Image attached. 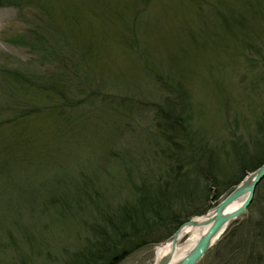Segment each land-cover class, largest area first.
I'll list each match as a JSON object with an SVG mask.
<instances>
[{
  "label": "rangeland",
  "instance_id": "rangeland-1",
  "mask_svg": "<svg viewBox=\"0 0 264 264\" xmlns=\"http://www.w3.org/2000/svg\"><path fill=\"white\" fill-rule=\"evenodd\" d=\"M263 54L264 0L1 5L0 264H66L92 239L91 226L117 222L122 206L160 183H173L169 204L182 222L212 208L241 175L235 157L261 149ZM155 71L182 81L189 129L220 161L216 183L190 172L175 188V170L188 166L165 158L155 108L166 94ZM58 74L71 78L66 98L97 97L66 108L70 120L57 117L61 101L39 86ZM254 190L196 264H264V178ZM172 225L119 264H153V246Z\"/></svg>",
  "mask_w": 264,
  "mask_h": 264
},
{
  "label": "trees",
  "instance_id": "trees-1",
  "mask_svg": "<svg viewBox=\"0 0 264 264\" xmlns=\"http://www.w3.org/2000/svg\"><path fill=\"white\" fill-rule=\"evenodd\" d=\"M32 0H0L1 5H20L22 2L27 3ZM243 27V25H242ZM87 52V51H84ZM262 66H264V54L261 58ZM256 67V63L250 62L248 66ZM155 76L161 88L165 91V99L163 104L156 106V126L160 130L163 140L168 146L167 155L165 158L171 159L173 165L177 168L184 165L188 166L182 169V173L176 172V177H173L175 188H180L183 185L184 178L189 179L188 173L194 177H203V179L212 184L216 183V170L220 161L217 158L215 149L210 147L205 141H201L189 129V97H186V90L182 86V81L173 75H165L155 71ZM168 77V79H166ZM71 78H63L60 74L55 77H49V81L45 85H40L44 91H49L54 94L56 101L61 103L55 104V114L61 120H70L65 114V110L76 108L84 101L91 104L94 102L91 97L97 99L95 95L86 94L80 100L70 98L68 94L67 81ZM86 81V77H83ZM257 80L263 84L264 92V70L257 75ZM77 87V84H76ZM78 91L82 88L78 87ZM88 96V97H87ZM63 103V104H62ZM261 116L255 121L262 123L264 120V106L261 109ZM158 117V118H157ZM17 119L21 117L17 116ZM16 119V121H17ZM60 120V122H62ZM20 121V120H19ZM17 121V123L19 122ZM236 122V121H235ZM236 124V123H235ZM264 124V123H263ZM256 132H261L260 137H256L255 146H259L260 152H255L252 155L243 153L235 157L236 165L239 166L241 175L238 179L226 182L227 185H235L240 181L244 174L249 170H254L256 166L264 162V145L260 146L259 140L264 137V128L256 129ZM232 143L234 150H238L237 140L233 139ZM236 146V147H235ZM169 151V152H168ZM249 154V153H248ZM246 155V156H245ZM182 166V167H184ZM181 171V170H180ZM185 179V180H186ZM225 180L227 178H224ZM173 183L164 186L159 184L150 194L141 192L138 201L122 206L118 221L114 222L108 219L106 227L91 226L92 239L87 240V244L83 250L77 254L70 256L64 263L66 264H119L130 252L140 248V246L159 241L158 238H153L151 234L160 229L166 223H173V228L178 227L182 221L177 219L176 213H172L171 205L169 204L170 194L168 189ZM173 188V187H172ZM171 188V189H172ZM176 191V190H175ZM172 194V193H171ZM217 194V193H216ZM221 194V192H219ZM174 196V194H172ZM165 201V209H164ZM163 203V204H162ZM164 210V211H163ZM172 233V232H171ZM167 235L166 237H169ZM167 239V238H166Z\"/></svg>",
  "mask_w": 264,
  "mask_h": 264
},
{
  "label": "water",
  "instance_id": "water-1",
  "mask_svg": "<svg viewBox=\"0 0 264 264\" xmlns=\"http://www.w3.org/2000/svg\"><path fill=\"white\" fill-rule=\"evenodd\" d=\"M264 178V162L259 164L250 172H246L238 183L234 185L228 193L224 195L213 208V215L209 218H204L203 222L209 224L204 230L202 235L194 243L191 250L184 254L179 260H171L170 254H165L162 260L153 264H196L205 251L211 247L220 234L225 231L229 222L234 220L239 214L246 211L247 206L251 203L253 194L255 192L256 184ZM244 196L241 203L231 210H226V207L235 198ZM194 219H188L182 222L179 227L172 232L167 239L174 238L177 231L182 227L183 224H193Z\"/></svg>",
  "mask_w": 264,
  "mask_h": 264
},
{
  "label": "bare ground",
  "instance_id": "bare-ground-1",
  "mask_svg": "<svg viewBox=\"0 0 264 264\" xmlns=\"http://www.w3.org/2000/svg\"><path fill=\"white\" fill-rule=\"evenodd\" d=\"M244 196L235 198L226 207V210H231L235 206L239 205L243 200ZM213 208L208 209L203 215H195L193 224H183L182 227L177 231L174 238L162 241V243L156 244L154 248V259L155 262L162 260L165 254H170L171 260H179L194 246V243L202 235L204 230L209 224L204 223V218H209L213 214ZM222 234V233H221ZM220 234V236H221ZM219 236V237H220Z\"/></svg>",
  "mask_w": 264,
  "mask_h": 264
}]
</instances>
